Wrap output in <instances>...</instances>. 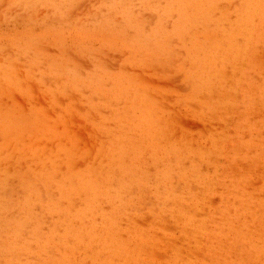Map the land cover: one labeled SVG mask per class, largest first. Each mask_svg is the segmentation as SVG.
Here are the masks:
<instances>
[{
    "label": "rangeland",
    "instance_id": "rangeland-1",
    "mask_svg": "<svg viewBox=\"0 0 264 264\" xmlns=\"http://www.w3.org/2000/svg\"><path fill=\"white\" fill-rule=\"evenodd\" d=\"M0 264H264V0H0Z\"/></svg>",
    "mask_w": 264,
    "mask_h": 264
}]
</instances>
